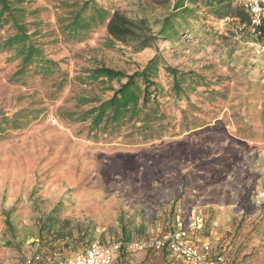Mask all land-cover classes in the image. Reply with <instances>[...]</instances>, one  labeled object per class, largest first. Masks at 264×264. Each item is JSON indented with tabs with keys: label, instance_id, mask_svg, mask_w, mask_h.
I'll return each instance as SVG.
<instances>
[{
	"label": "rangeland",
	"instance_id": "rangeland-1",
	"mask_svg": "<svg viewBox=\"0 0 264 264\" xmlns=\"http://www.w3.org/2000/svg\"><path fill=\"white\" fill-rule=\"evenodd\" d=\"M22 1L24 20L37 25L31 31L38 29L45 54L58 65L53 73L11 83L18 62L6 64L0 55V116L21 113L8 124L0 117L2 264H24L36 254L64 264L84 251L51 253L37 241L42 220L57 206L60 221L92 231L90 245L120 241L122 221L133 233L131 241L147 242L169 228L174 216L197 244L208 243L235 264H264V46L241 41L242 28L232 19L212 17L208 25L228 40L200 46L183 36V48L158 42L133 53L126 46L106 47L100 28L81 44H64L59 32L73 11L69 7L90 0ZM110 1L130 16L137 10L131 6L137 0ZM105 2L96 0L98 6ZM157 51L172 67L224 79L216 87L224 98L192 97L204 111L195 130L127 146L94 139L87 123L68 118L93 106L80 105L78 96L104 101L124 82L91 83L84 78L88 70L104 66L130 75ZM117 260L168 263L151 250L124 251Z\"/></svg>",
	"mask_w": 264,
	"mask_h": 264
},
{
	"label": "trees",
	"instance_id": "trees-1",
	"mask_svg": "<svg viewBox=\"0 0 264 264\" xmlns=\"http://www.w3.org/2000/svg\"><path fill=\"white\" fill-rule=\"evenodd\" d=\"M234 1L137 0L135 5H131L136 6L137 10L130 16L110 0H106V7L98 6L96 0H90L81 6L75 4L69 7L73 11L67 19L62 17L68 23L60 26L59 34L64 44H81L91 33L104 28L106 47L121 45L129 47L133 53H142L155 48L158 42L178 43L183 48V36H189L200 46L205 41L228 40L226 33L216 32L213 26L208 25V18L212 17L217 21L232 19L242 28L237 31L241 41L264 46V22L253 32L249 13ZM22 3V0H0V55L5 56L6 64L18 62L16 71L11 75V83H22L33 75L53 73L58 65L57 61L45 54V43L40 41L42 36L38 29L31 31V27L37 25L24 20L26 11L21 7ZM227 33L235 35L229 30ZM53 43L56 44V41ZM84 78L91 83L124 82L104 101L78 96L80 105L93 106L73 112L68 118L73 123H87L89 135L94 139L121 140L127 146L161 141L165 137H177L195 130L199 123L197 114L204 111L192 97L212 102L225 96L216 89L224 83L222 77L213 80L194 71L172 67L158 51L144 68L130 75L103 66L88 70ZM164 78L168 80L167 86L163 83ZM19 115L21 113H15L8 118L6 114H1V122L8 124ZM60 207L57 206L42 220L35 235L37 241L45 244L43 247H47L51 253L88 249L93 238L90 234L92 231L80 229L78 225L71 226L69 219L60 221ZM171 219L173 222L162 234L177 229V217ZM6 222L11 226L9 220ZM129 230L122 221L121 242H134L131 241L133 233ZM137 232L141 233L142 230L139 228ZM127 249L124 247L121 252ZM161 253L169 258L168 252ZM42 257L44 261L62 264L53 255L50 258Z\"/></svg>",
	"mask_w": 264,
	"mask_h": 264
},
{
	"label": "built area",
	"instance_id": "built-area-1",
	"mask_svg": "<svg viewBox=\"0 0 264 264\" xmlns=\"http://www.w3.org/2000/svg\"><path fill=\"white\" fill-rule=\"evenodd\" d=\"M235 4L241 5L249 13L251 30L255 32L264 22V0H235ZM177 222V229L147 242L92 244L88 249L71 256L64 264H113L124 247L135 252L148 249L158 253L166 251L170 258L176 259L180 264H233L224 252H215L208 243L197 244L183 228L181 221L177 219ZM2 263L0 259V264ZM24 264L54 263L44 261L41 255L36 254L27 258Z\"/></svg>",
	"mask_w": 264,
	"mask_h": 264
},
{
	"label": "crops",
	"instance_id": "crops-1",
	"mask_svg": "<svg viewBox=\"0 0 264 264\" xmlns=\"http://www.w3.org/2000/svg\"><path fill=\"white\" fill-rule=\"evenodd\" d=\"M127 252H134L135 253V251H133V250H131V249H127L126 250ZM121 253H123V252H121ZM121 253L116 257V260H115V262L113 263V264H116V263H118V258L121 256ZM169 258H167V257H165L166 259H167V261H168V263L167 264H180V263H175L174 262V260L172 259V258H170V256H168ZM121 261H122V259H121ZM166 264V263H165ZM233 264H235V263H233Z\"/></svg>",
	"mask_w": 264,
	"mask_h": 264
}]
</instances>
